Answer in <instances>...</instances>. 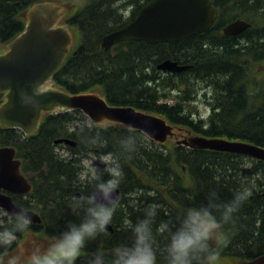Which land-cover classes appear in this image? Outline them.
<instances>
[{
	"label": "trees",
	"instance_id": "1",
	"mask_svg": "<svg viewBox=\"0 0 264 264\" xmlns=\"http://www.w3.org/2000/svg\"><path fill=\"white\" fill-rule=\"evenodd\" d=\"M41 1L47 0H0V44L9 43L24 30L27 10ZM150 1L143 0L145 4ZM215 3L218 20L206 33L173 44L125 42L114 52L101 48L103 36L112 27L128 23L136 12L129 20H123L118 12H71L68 23L77 30V38L52 82L73 95L97 91L109 105L131 106L198 136L264 148V77L261 85H256L255 80L257 64L264 61V12L237 14L232 12L231 0L223 7ZM224 9L230 12H222ZM249 13L251 16H247ZM240 17L252 22L248 34L253 32L254 36L249 39L260 51L248 58L255 69L256 78L249 79L253 83L242 76V59L237 66L231 56L219 55L224 48L221 42L233 39L224 36L222 28ZM165 60L191 69L180 74L158 71L157 65ZM204 85L206 89L200 93ZM248 88L260 92L254 94ZM200 94L210 105L206 119L194 106ZM78 116L83 115L75 110L45 114L32 135L0 125V148H15L21 172L32 186L27 195L12 196L13 202L18 198L29 202L41 220L31 224L29 233L56 235L68 221L77 219L69 202L83 190L76 183V163L83 145L80 134L71 128ZM95 126L108 140V149L120 156L121 199L109 224L112 230L90 241L75 264H87L97 247L107 251L124 241L128 235L124 219L135 220L146 206L157 205V219L168 220L174 219L183 205L206 203L212 193L226 201L237 191L248 194L233 220L215 234L213 243L220 250L219 264H245L264 255L263 161L226 152L192 150L172 141L158 144L138 130L135 132L140 139L135 152L121 153L118 140L128 128ZM58 140H70L75 145L56 143ZM57 150L66 151L68 157ZM133 199L136 206L130 203ZM158 260L163 264L162 258Z\"/></svg>",
	"mask_w": 264,
	"mask_h": 264
},
{
	"label": "water",
	"instance_id": "2",
	"mask_svg": "<svg viewBox=\"0 0 264 264\" xmlns=\"http://www.w3.org/2000/svg\"><path fill=\"white\" fill-rule=\"evenodd\" d=\"M65 13L57 5H35L27 13L29 22L25 31L8 44L7 53L0 55V93L5 92V102L0 106V124L31 134L43 112L67 109L80 110L85 116L97 118L92 120L95 124L111 120L112 124L139 130L157 143H164L175 135L173 126L165 119L130 106H110L96 94L69 95L56 89H40L58 70L73 43L74 34L57 26V22L61 26ZM215 18L216 10L209 0H153L140 9L131 23L106 35L101 45L109 49L127 41L146 44L180 42L207 31ZM249 27L248 23L237 20L227 25L223 32L235 36ZM157 69L180 73L188 67L165 60ZM63 142L75 145L69 140ZM56 143H62V140ZM177 144L194 150L243 155L264 162V148L246 142L209 139L187 131V136ZM30 191L31 185L21 173L14 148L1 147L0 207L11 208V194H28ZM32 221L40 222L34 212ZM107 230H112L110 225ZM247 264H264V255Z\"/></svg>",
	"mask_w": 264,
	"mask_h": 264
},
{
	"label": "clouds",
	"instance_id": "3",
	"mask_svg": "<svg viewBox=\"0 0 264 264\" xmlns=\"http://www.w3.org/2000/svg\"><path fill=\"white\" fill-rule=\"evenodd\" d=\"M93 119L97 118L78 116L71 123L83 145L76 163V183L83 190L69 202L77 219L68 221L56 235L29 234L17 246L30 231L34 208L23 198L16 199L11 208L0 207V264H75L86 245L107 230L119 205L123 169L120 156L108 149V140ZM139 139L129 127L118 140L121 153L135 152ZM247 194L237 191L231 199L220 201L212 193L206 203L183 205L168 220L157 219V205L146 206L135 220L124 219L128 233L124 241L107 251L97 247L87 264H159L158 257L163 264H219L215 234L233 220ZM130 203L136 206L135 199Z\"/></svg>",
	"mask_w": 264,
	"mask_h": 264
},
{
	"label": "flooded vegetation",
	"instance_id": "4",
	"mask_svg": "<svg viewBox=\"0 0 264 264\" xmlns=\"http://www.w3.org/2000/svg\"><path fill=\"white\" fill-rule=\"evenodd\" d=\"M62 12H138L139 9L144 5L143 0H72L71 5L69 6L68 0H60ZM216 7L217 12H219V8L216 6V3L221 7L227 5L229 0H209ZM218 1H222L219 3ZM232 1V12H236L240 14V12H264V0H231ZM75 2V3H74ZM74 3V4H73ZM222 12H230L229 9H224ZM252 14V13H251ZM249 15L247 16H251ZM254 16V15H252ZM237 19V18H236ZM240 19L246 20L250 23L251 28H253V24L248 18L240 17ZM251 28L249 31H251ZM103 29H105L103 27ZM253 32L248 34V31H244L243 33L235 36H231L230 40L225 42H221L223 45V50L219 51V55L222 57H232L237 66H240V59L243 60V68H242V76L248 81L252 76L255 77L254 66L252 65V60H248V58L255 56L256 53H260L257 51L256 45L250 40V37H253ZM118 45H113L108 49L109 52H114ZM255 60V59H253ZM256 66V65H255ZM258 70H264V61L257 64ZM250 70H253L251 72ZM258 78V77H257ZM256 80V79H255ZM254 81H252L253 83ZM248 83L247 85H249ZM249 90H253L252 88H248ZM178 130L182 131V128L176 127ZM175 129L176 135L173 136L174 139L181 138L184 135L181 134L180 131Z\"/></svg>",
	"mask_w": 264,
	"mask_h": 264
},
{
	"label": "rangeland",
	"instance_id": "5",
	"mask_svg": "<svg viewBox=\"0 0 264 264\" xmlns=\"http://www.w3.org/2000/svg\"><path fill=\"white\" fill-rule=\"evenodd\" d=\"M71 1L72 0H68V2H70L69 6L71 5ZM45 3H47V5H50V6L57 5L59 8L62 9L60 0L48 1V2H45ZM123 13L126 15V17H124V18H128L132 14V12L131 13L130 12H123ZM128 13H130L129 16H127ZM70 15H71V12H66L65 13V16L63 18L61 26L65 27L70 33L74 34V39H73V43H74L76 41V38H77V33H76L77 30L72 28L71 26H69L68 23H67V19L70 18ZM26 21L28 22V18L27 17H26ZM7 47H8V44H5V45L0 44V54L5 53L7 51ZM257 76H258V78L256 79V81H257L256 85H261V78L264 77V70H258L257 71ZM43 88L56 89L57 87L55 85H52L51 83H48V84L44 85ZM58 90L61 91L60 89H58ZM256 90H258V89H256ZM259 92L260 91H254L253 93L254 94H258ZM95 93H97V92H95ZM97 94H99V93H97ZM200 99H203V96L201 94L198 97V107H199V110H201V113L204 115V118H205L207 116V114H208V112H207L208 107H206L205 103L202 102ZM171 141H173V143H175V140H171ZM59 151H60V153L62 152V150H59ZM29 234L32 235V236H35V237L44 238V236H41L39 234L27 233V234L24 235V237L21 240L18 241L17 246H19V244L24 243V241L26 239V236L29 235Z\"/></svg>",
	"mask_w": 264,
	"mask_h": 264
}]
</instances>
